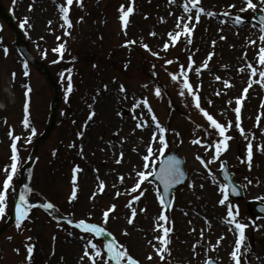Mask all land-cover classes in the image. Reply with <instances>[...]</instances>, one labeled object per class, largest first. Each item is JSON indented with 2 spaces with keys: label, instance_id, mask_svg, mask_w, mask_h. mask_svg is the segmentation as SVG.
Here are the masks:
<instances>
[{
  "label": "rangeland",
  "instance_id": "1",
  "mask_svg": "<svg viewBox=\"0 0 264 264\" xmlns=\"http://www.w3.org/2000/svg\"><path fill=\"white\" fill-rule=\"evenodd\" d=\"M1 1L8 9L19 10V14L24 17L23 28L33 48L32 52L43 59L58 55L53 49L65 38V50L81 49L83 53L87 52L88 48L104 56L114 51L110 59L102 64L83 61L79 63L78 66L85 73L84 77L89 83L74 96L79 103L77 114L69 116L64 122L65 130L57 125L49 139L39 144L43 152L40 154V173L36 177L44 180L47 171H51L63 135L76 136V143L73 144L70 154V158H74L73 168L62 171V177H58L60 185L54 184V190L60 191L58 197L55 191L51 190V195L57 197L53 199L63 206L69 215L68 220L71 219L73 223L62 224L54 220V216L51 217L43 211L33 213L26 222H21L20 227H17V218L11 227L0 235V264L29 262L25 259L23 250L22 254L16 251V244L22 245L23 238L28 244L34 245L33 258L37 262L35 264H91L88 257L81 261L85 251L84 245L89 240L97 243L102 249V256L97 264H102L105 260L108 264H115L114 261L108 260L107 240L77 227L76 222L80 219L107 228L105 235L110 233L112 238L115 237V240L127 247L129 254L140 260L141 264H205L209 258L216 259L220 264H235L230 254L235 248L239 233L235 225L229 223V204L233 206L234 214L238 207L237 220L248 225L239 254L241 264H264V219L252 216L247 209L250 199L258 198L264 201V151L260 150V146L264 145V84L259 82V75L254 78L256 82L248 88L247 94L244 93L251 75L248 63L251 62L257 68L262 67L258 64L257 53L261 45L259 37L264 35V31L253 20L256 12L264 10L260 7L259 0H254L258 5L256 9L244 12H241V9L246 7V0H200V6L207 11H215L218 15L209 17L201 14L199 23L195 21L197 9H193L192 13L184 11V0H134V11L129 15L126 29L120 19V9L119 13H116L114 8L122 3L127 10L129 6H133L132 0H82V5L79 3L80 9L99 8L103 4L110 12L85 15L82 20L79 19V25L74 27V21L72 26L68 27L62 18L61 0ZM226 10L230 15L223 14ZM236 14L245 17L242 23H235ZM187 15L193 16L189 27L195 25L190 36L191 43H188L189 38L184 36L173 42L168 33L176 29L179 17ZM49 21L52 23L49 24ZM62 24L64 27H61ZM222 36L226 39H221ZM126 41L134 43L126 44ZM212 41H216L215 45ZM249 41H256V44ZM12 42L13 32L0 18V153H4L7 146L17 142L11 141L12 135L7 133L8 120L6 116L3 117L6 111L2 110L3 107L6 104L8 108L11 103V112L15 111L17 106L16 118L23 114L20 99L16 101L9 88V72H15V78L19 82L27 64L29 75L24 79L32 85L33 98L38 103L35 107L38 117L37 126L33 131L25 127L22 129V138L25 141L19 143L18 150L22 159L26 160L30 154L33 136L45 128L42 122L46 121L52 92L45 77L31 63H26L23 57L14 59L11 56L6 60L3 58L1 54L6 49H12ZM165 43L169 44L167 49L163 47ZM144 44H148L151 50L145 49ZM81 45L84 47L75 48ZM210 53L214 55L207 60ZM190 57L195 63L192 64V70L188 71L189 82L200 96L201 107L226 127L228 121L232 122V127L225 133L232 137L227 142L228 149L219 159L209 164L211 174L197 157L201 156L205 161H210L214 148L205 151L207 144L215 145L216 141L222 140L223 137L196 108L194 97L191 92L182 88L181 80L172 78L174 73L180 72L181 65L188 70ZM68 59L72 58L69 56ZM167 60L173 62L167 64ZM205 61L208 67L200 68L197 73L195 69ZM125 64L128 65L127 68ZM70 65V75L77 74L76 64ZM1 66H4V72ZM241 68H244V71H240ZM70 75L66 74L65 79L60 82L62 100L58 106V117L61 120L67 110L68 101L74 94V90L69 92L68 87L71 85L76 88V83ZM217 76L221 79L217 80ZM121 85L125 88L124 92L120 90ZM157 87L161 89L160 96L155 93ZM182 90L183 96L180 94ZM242 96L244 99L238 105L237 98ZM145 98L151 105V111L143 104ZM137 104L139 107H136ZM237 106L241 107L240 126L245 129L243 135L237 127ZM121 107L127 108L128 113L122 114ZM92 110L95 111V116L89 120ZM152 113H155L160 124L167 129L166 133H159V128L152 120ZM75 117L78 118L77 126L74 124ZM10 119L12 118L9 116ZM144 121H147V126L138 127V124ZM76 128L79 130L78 134L84 132L83 137L77 134ZM154 133L165 136L167 149L178 150L186 157L189 170V179L183 187L174 192L173 204L169 210H165L160 204V194L150 178L142 183L137 192L130 191L137 182V173L145 170L143 157L148 155L147 147L150 144L153 145L154 155L148 162V170H151L160 158V142L157 136L153 144ZM197 138L201 143L192 142ZM204 141H207V144L203 143ZM249 142L253 144L251 168L247 162ZM224 159L235 172L236 181L244 187L246 197L241 201L229 197L222 205L219 201L223 199L221 186L225 182L219 167ZM75 162H78L82 169L79 173H73ZM69 164L71 165V162ZM74 175L75 184L78 185L77 196L76 199H70L74 190ZM121 176L124 177L123 181ZM32 177L33 172L29 170L27 181ZM6 178V175L0 173V191L3 190ZM101 180L105 182L103 192L99 191ZM193 182L195 187L192 186ZM201 184L204 185L203 188L200 187ZM29 185L22 189L24 196L29 193ZM16 187L17 183L13 180L9 190ZM143 189L147 191L140 200L132 202L137 215L130 224L128 220L131 211L127 205L132 201V197ZM117 192L120 193L119 196L116 195ZM7 199L11 202L8 207L11 210L15 199L12 191L7 193ZM113 204L117 207L114 213H109L108 222L105 224L103 212ZM145 208L146 211H141ZM56 214L61 216L58 212ZM161 214L168 215V226L173 229L169 234L170 254H165L164 260L160 259V255L152 246H161L160 242L154 239L162 235V230L156 229L157 223L164 224V221L158 220ZM4 218L1 217L0 225ZM27 224L30 226L27 227ZM202 229L203 237L200 234ZM10 235L13 237L9 238ZM28 237H31V240H28ZM93 237L98 240L94 241ZM220 237L223 239L220 240ZM149 241H152V244ZM193 245L196 247L193 248ZM149 255L152 256L151 260L148 259Z\"/></svg>",
  "mask_w": 264,
  "mask_h": 264
},
{
  "label": "snow or ice",
  "instance_id": "2",
  "mask_svg": "<svg viewBox=\"0 0 264 264\" xmlns=\"http://www.w3.org/2000/svg\"><path fill=\"white\" fill-rule=\"evenodd\" d=\"M79 3H81L82 5V0H78ZM66 3L68 6H71L73 4V0H66ZM132 4L133 6H129L127 8V10H125L124 6L121 5L120 11L122 13V15L120 16L121 21L123 22V27L126 29L127 25L129 23V15L134 11V0H132ZM259 4L260 7L262 9H264V0H259ZM230 7H235V5H230ZM258 7L257 3L254 2V0H246V7L244 9H241V12L247 11L248 9H256ZM61 11H62V18L63 20L66 22L68 27L72 26V21L69 18V11L70 8L64 6L63 4L60 5ZM183 8L184 11L186 13H192L193 9H197L196 14H195V21L196 23H199L200 19H201V14H206L209 17H213L218 15L215 11H207L203 6H200V0H184V4H183ZM225 16L230 15V13L226 10L223 13ZM80 19L82 20L83 17H80ZM163 19V18H161ZM245 17L240 15V14H236L234 16V21L236 24H240L244 21ZM253 19H255V17H253ZM193 20V16L192 15H187L185 16H181L178 18L177 24H176V29L172 32H169L168 35L171 38V40L173 42L175 41H179L181 36L187 37L188 39V43H191V39L190 36L193 32V29L195 27V25H193L192 27H189V23ZM261 21H264V15H262L260 17ZM26 22H27V18H26ZM52 22L49 21V24H51ZM61 27H64V25L62 24ZM262 27H264V25H262ZM66 34L70 35V33L66 32ZM152 35H155V33H152ZM58 39H60L58 37ZM221 39H226V37H221ZM259 40L261 41V45L259 47V51L257 53L258 56V64L262 67L257 68L256 66H254L251 62L248 63L247 67L250 69V81L248 84V87H246L244 89V93L247 94L248 92V88H251L253 83H255V77L257 75H259V82L264 84V35H261L259 37ZM126 44H130V43H134V41H126ZM213 45H215L216 41H212ZM249 43L251 44H256V41H249ZM65 44L66 42H62L59 44L58 47L54 48L53 51L56 53H59L61 55V58H63V53L65 51ZM143 47L145 49H149V45L148 44H144ZM163 47L165 49H167L169 47L168 43H165L163 45ZM5 53L7 54V49L5 50ZM155 55H159V53H154ZM212 55H214V53H210L209 56L207 57V60H210L212 58ZM245 55H247V53H245ZM191 63L188 65V70L186 71L184 66L181 65L180 66V72L174 73L172 78L174 80H181L182 83V88L188 90L189 92H191L192 96L194 97V102H195V106L197 109H199L203 115L207 118V120L210 122L211 126L214 127L215 129L218 130L219 135L221 137H223L222 140H217L215 145L212 144H207V141H204L203 143L207 144V148L205 149V151L208 150V148H214V155L212 156L210 161H205L203 157L198 156L197 158L201 160V162L203 163L204 167L206 169L209 170V173L211 174V169L209 168V164L217 159L220 158L221 154L226 151L228 149V141L230 139H232V137L225 135V133L227 132L228 128L232 127V122L228 121L227 123V127L225 126V124L220 123L213 115H211L205 108L201 107V99L200 96L197 94V92H195L193 90V85L189 82V76H188V71L192 70V64L195 63L194 60L191 59V57L189 58ZM173 61L171 60H167L165 61V63L167 64H171ZM127 64H125V68H127ZM25 71H24V75L28 76L29 72L27 71V64H25ZM208 67V63L207 61H205L200 67L196 68L195 71L197 73L200 72V68H207ZM240 71H244V68H241ZM16 73L13 72L12 73V77L13 79H15ZM70 79V77H69ZM217 80L221 79L219 76L216 77ZM228 86H230V82H228ZM105 88H107V85L104 86ZM121 92L125 91V88L123 85H121L120 88ZM32 89L29 86L27 88V92H31ZM68 91L71 92L72 91V87L71 85H69L68 87ZM155 93L157 96L161 95V89L159 87H157L155 89ZM182 96L184 95V91L182 90L180 93ZM217 95H219V93H217ZM244 97H238L237 98V103L238 105L242 103ZM208 103H211V101H208ZM229 103H231V101H229ZM143 104L148 106L149 111H151V105L149 104L148 100L145 98L143 100ZM136 107H139V104L136 105ZM262 107H264V105H262ZM25 111H28V107L27 105L25 106ZM235 112L237 114V127L239 128L240 133L243 135L245 132V129L240 126V112H241V107L237 106L235 109ZM95 116V111L92 110L89 114L88 119L91 120L93 117ZM152 120L154 121V123L156 124V126L159 128V133H166L167 129L164 128L161 124L160 121L158 120V118L155 116V113H152ZM257 121L259 123V117L257 118ZM23 124L25 126H28L30 124V120L28 119V117L26 116L23 120ZM147 126V121H144L143 123H139L138 127H146ZM11 135V133H10ZM79 136L83 137L84 132H80L78 134ZM157 136L159 138V142H160V147L158 148L159 153L161 154V156L163 155L164 151L167 149L168 147V142L167 139L165 138L164 135L162 134H158V133H154L153 135V144L155 143ZM13 140L17 141L20 139L19 136H15L13 135ZM247 139V137H245ZM195 144H199L201 143V140L199 138L194 139L192 141ZM12 148V152L13 155L11 157L13 163L10 166V173L7 175L6 180L4 181L3 184V190L0 191V217L3 216L4 212H5V205H6V200H7V193L9 190L10 185L12 184L13 181V177L15 176L16 172H17V161L19 159V151L17 149V144L15 142L12 143L11 145ZM260 150L264 151V145L260 146ZM147 153L148 155H145L143 157L145 164H144V169L145 170H141L137 173V182L134 184V186L131 188V192L135 193L137 192L138 189H141V185L144 181L148 180V178L150 176H152L154 173L156 175H158L160 177L161 180H163L164 185H165V191H167L172 184L174 183H179L181 180H183L186 177V173L185 171L180 167V161L177 160L175 157H169L167 160L164 161V166L159 170V172L156 171L155 167H151V170H148L150 165H149V160L150 158L154 155L153 153V145L150 144L147 147ZM55 154V153H54ZM121 159L123 158V153L120 154ZM159 158V157H157ZM252 158H253V144L251 142L248 143L247 145V162H248V167L251 168L252 167ZM118 163L120 161H117ZM226 162H221V167H224V164ZM6 172H9V168H5ZM80 171H82V169H80L79 165H77L74 168V173H79ZM121 181H123L124 177L121 176L120 177ZM74 180V190L71 194L70 199H76L77 196V191L76 189L78 188V185L75 184V180H76V176L74 175L73 177ZM193 187H195V184L193 182ZM27 187V186H26ZM105 187V182L104 181H100L99 182V191L103 192ZM201 188L204 187L203 184L200 185ZM229 185L228 184H224L221 186V189L223 191V199H221L219 201L220 204H225V202L229 199L228 196V189H229ZM233 190H235V185L231 186ZM147 191V189H143L139 192L138 195H135L132 197V201L129 202V204L127 205V207L130 208L131 211V215L129 217L128 222L131 224L133 223L136 215H137V211L136 208L132 206V202L133 201H139L141 196L144 195V193ZM157 191L159 192V189H157ZM117 196L120 195L119 192L116 193ZM93 198H95V193L93 194ZM171 203V201L167 202L165 201V198L163 196H160V204L164 205L165 210L169 207V204ZM33 207V205L28 203L27 198L22 194L21 195V206L17 209V213H18V219H17V227H20L21 221H23L27 215L28 212L31 210V208ZM44 207L46 208H53L54 205H52L51 203L44 205ZM116 205L113 204L111 205L108 209H106L103 212V217H104V223L107 224L108 219H109V213H114V210L116 209ZM141 211H146L145 209H141ZM238 207L236 209V213L234 214L233 212V206L231 204L228 205V217H231V220L229 221V223L234 224L235 228L238 230L239 233V238L235 243V248L234 250L231 252V257L234 259L235 264H241V257H240V251H241V247L244 244L245 241V229L248 227L247 224L242 223L240 221L237 220V216H238ZM91 215V213L89 214ZM158 220L160 221H164V224L161 223H157L156 224V229L157 230H162V235L156 236L154 239L158 242H160V247H157L156 244H152V241H149L150 244H152L153 249L156 253H158L160 255V259L164 260L165 258V254H170V248L168 247V245L171 243V239H170V233L173 231L172 227H169V217L166 214H161L158 217ZM69 224H72L73 221L71 219L68 220ZM77 227L83 229L85 232H90V233H94L96 236H100L103 235L105 233L108 232L107 228L105 227H101L100 225L96 224V223H89L87 220L85 219H80L79 221L76 222ZM193 231H195V229H193ZM125 234H127V230H124ZM201 236L203 237L204 232L203 229L201 230ZM110 235V233H109ZM28 240H31V237L27 238ZM220 240L223 239V237L219 238ZM197 243H199V241H197ZM219 243V240L218 242ZM196 245H193V248H195ZM33 249H34V245L32 244H28L27 245V259L29 261H31L32 258V253H33ZM84 255L81 257V261L84 260L85 257H88L91 260V264H97V261L99 258H101L102 256V249L101 247L93 242L92 240H89L85 245H84ZM89 249H93L94 251L90 252ZM106 250H107V257L108 260L110 261H114L115 264H141V261L134 258L131 254H129V251L127 249V247H125L123 244H120L119 241L115 240V237H113L112 239L107 241L106 244ZM17 252H19V249H16ZM149 260L152 259V256L149 255L148 257ZM102 264H108V261H102ZM207 264H215L214 261H212L211 258H209Z\"/></svg>",
  "mask_w": 264,
  "mask_h": 264
},
{
  "label": "water",
  "instance_id": "3",
  "mask_svg": "<svg viewBox=\"0 0 264 264\" xmlns=\"http://www.w3.org/2000/svg\"><path fill=\"white\" fill-rule=\"evenodd\" d=\"M0 15L6 19V21L11 25L12 29L14 30L17 48L21 52H23L30 61H32L35 65L42 68V70L45 72L47 79L50 82V84L54 90V95H53V98L51 101V114H50L49 124H48L47 128L45 129V131L35 141V144H34L33 149H32L30 160L26 164H24V166L20 170V179H19L20 185H19L18 196H17V200H16V201H18L19 197H20V188L23 185V181H24L25 170L28 167L32 166L34 161H35V158L37 156L38 143L42 138L46 137L54 127V123H55L56 116H57L56 105L60 100V94H59V90L57 87V83L53 77V74H52L48 64H46L42 60L34 57L28 51L26 37H25V34H24L22 28L16 26L15 19H14L12 13L3 9L1 7V3H0ZM262 15H264V14L258 13L256 15V20L261 22L264 25V21L260 20V17ZM169 157H175L177 160L180 161V167L185 171L186 177L183 180H181L179 183L172 184L171 187L167 191H165V185H164L163 180H161L160 177L154 173L152 178L158 182V185L162 191V195L165 198L166 203L171 201V196H172L173 190L178 188L179 186L183 185L187 179V170L184 167L185 159L181 154H179L178 152L173 151V150L169 151L163 155V158H162L161 162L159 163L156 171L159 172V170L164 166V161L167 160ZM221 172H222V175L224 176V178L228 181V185L230 186L228 190L232 193V195H234L237 198H242L243 197V191L239 185H237L236 183H234L232 181L233 174L228 171L226 164H224V167H222ZM232 185H235V190L232 189V187H231ZM250 210L255 215L262 217V216H264V203L259 202L258 200H252L250 203ZM15 214H16V209H14L13 212L7 217V219L4 222V225L0 228V233L7 229V227L11 223ZM215 264H217V263H215Z\"/></svg>",
  "mask_w": 264,
  "mask_h": 264
},
{
  "label": "trees",
  "instance_id": "4",
  "mask_svg": "<svg viewBox=\"0 0 264 264\" xmlns=\"http://www.w3.org/2000/svg\"><path fill=\"white\" fill-rule=\"evenodd\" d=\"M17 19L20 20V16L17 14ZM81 48V47H79ZM14 50V49H13ZM81 49H78L76 50L73 54H70V50L69 49H66L63 53V58H61V55L59 54L56 55L55 57H53L51 60H49V63L51 64V66H54L53 67V70L55 71V77L57 79L58 82H61V80L65 79V75L66 74H70V69H71V65L70 63H73L75 61H93V62H100L104 59H101L99 58L96 54H93L91 52H84L83 53L80 51ZM69 53V54H68ZM69 56H72V60L68 59ZM78 67V65H77ZM77 72L80 73V68L78 69L77 68ZM80 75V74H77V76ZM79 77V76H78ZM80 79L78 78V81ZM13 91L15 94H22L23 93V86H20L17 82H13L12 85H11ZM21 102L24 103L25 100H22L21 98H19ZM75 102H71V110L72 112H74V109H75ZM16 108V107H15ZM11 109H12V106H8L7 110L5 111L4 115L5 116H8L9 114H11ZM71 110L68 111L71 112ZM28 119L30 120L31 122V118L28 117ZM62 124H64L62 122ZM61 125V123H60ZM65 139L63 140L62 142V146H60V148L58 149V152H57V155L59 156H62V150L64 148V144H65ZM9 150V149H8ZM4 153H0V166L1 169L5 168V167H10V164H11V161H10V152H7L6 155H2ZM17 171H18V168H17ZM16 176L18 175V172H16L15 174ZM51 175H49V177L46 179V181H41L39 180L38 177L35 176L33 182H32V185H31V191H33V193H35V198L41 196V195H44L46 197H49L50 196V193H51V187L53 186V181L50 180Z\"/></svg>",
  "mask_w": 264,
  "mask_h": 264
}]
</instances>
